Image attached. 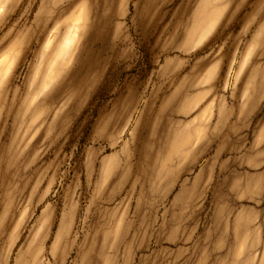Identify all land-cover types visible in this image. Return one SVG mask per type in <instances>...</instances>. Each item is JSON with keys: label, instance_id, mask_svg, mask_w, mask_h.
I'll use <instances>...</instances> for the list:
<instances>
[{"label": "rangeland", "instance_id": "374dc122", "mask_svg": "<svg viewBox=\"0 0 264 264\" xmlns=\"http://www.w3.org/2000/svg\"><path fill=\"white\" fill-rule=\"evenodd\" d=\"M0 264H264V0H0Z\"/></svg>", "mask_w": 264, "mask_h": 264}]
</instances>
